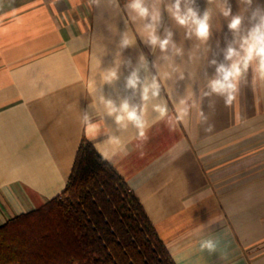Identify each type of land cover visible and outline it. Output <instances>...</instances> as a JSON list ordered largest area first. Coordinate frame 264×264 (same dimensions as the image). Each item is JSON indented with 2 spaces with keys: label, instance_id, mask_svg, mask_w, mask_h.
Here are the masks:
<instances>
[{
  "label": "crops",
  "instance_id": "crops-1",
  "mask_svg": "<svg viewBox=\"0 0 264 264\" xmlns=\"http://www.w3.org/2000/svg\"><path fill=\"white\" fill-rule=\"evenodd\" d=\"M229 3L233 14L240 12L236 0ZM197 5L201 13L208 7L207 0ZM209 7L213 19L207 48L185 37L162 8L159 34L163 38L165 28L173 31L183 48L174 62L185 72V79L174 74L168 83L175 96L189 86L195 107L186 123L172 129L166 121L153 124L141 144L131 139L135 129L118 132L111 117L92 138L81 122L83 110L93 120L103 116V109L88 107L99 89L92 96L87 90L100 60L102 68L111 66L114 57L122 61L121 79L103 88L117 104L125 97L140 103L139 94L124 87V78L138 66L141 53L150 67L156 61L166 70L163 54L139 36L119 56L118 33L126 14L108 7L107 0L100 7L89 0H78L75 7L73 0H0V224L64 189L83 137L110 152L105 142L117 134L128 154L109 161L140 198L176 264H264V81L249 72L231 107L217 95L201 103L200 91L215 72L209 61L225 62L223 50L231 41L227 19L216 4ZM136 26L130 24V35ZM248 26L244 13L242 27ZM201 108L207 123L197 118ZM147 118H155L150 105ZM208 124L214 125L210 133L204 130ZM209 238L217 241L213 253L199 248Z\"/></svg>",
  "mask_w": 264,
  "mask_h": 264
},
{
  "label": "clouds",
  "instance_id": "clouds-1",
  "mask_svg": "<svg viewBox=\"0 0 264 264\" xmlns=\"http://www.w3.org/2000/svg\"><path fill=\"white\" fill-rule=\"evenodd\" d=\"M240 7V12L233 14L229 0H207L208 7L201 13L197 5V0H126L121 5L120 0H107V6L121 9L126 17L123 18L124 29L120 31L117 41L119 56L124 49L134 47L137 43V36L145 45H150L153 50L156 48L163 54L161 60L166 65V70L161 71L156 61L150 62L141 53L138 57V66L124 78V87L138 93L139 104H132L125 97L119 103L104 94V85L115 86L121 79L120 67L122 61H117L114 57L113 64L107 68L101 67V60L97 67L99 71L89 80L87 90L89 96L99 89L100 95L95 97L88 105L89 108L97 112L103 109V116L100 121L93 120L87 110L82 111V124L90 138L101 132V123L105 122V117H111L118 132L127 131L129 126L135 129V135L131 138L141 144L147 140V130L155 123L166 121L170 129L177 123H186L195 107L193 93L186 85L184 94L175 96L169 81L173 75L177 80L185 79V72L179 69L174 62V57L183 55V48L174 41L173 31L165 28L166 35L161 37L159 27L162 25V8L167 12L175 26L184 30V36L196 40L205 45L212 35L213 13L209 7L216 4L219 15L227 19V28L231 33V41L227 43L223 50V60L218 62L211 59L210 64L215 66V72L207 79L206 89L200 91V100L217 95L223 98L226 107H231L236 101L242 78L251 72L254 79L264 81V4L258 0H236ZM78 0H73V7ZM255 4V6H253ZM90 6L100 7L101 0H89ZM244 13H248L249 26L242 27ZM140 21V25H137ZM130 24L135 27V34L130 35ZM171 49V54H169ZM191 59V57H189ZM155 68V74H150V69ZM145 73L141 76V71ZM98 76V79H97ZM188 78L191 79L190 74ZM149 105L155 118L149 121ZM170 105L174 110V116L170 115ZM211 106V105H210ZM197 118L202 123H207L208 116L203 108L197 112ZM213 124H208L205 132H212ZM106 145L111 150H100L102 158L110 160L116 155H127L126 146L120 135L112 134L107 137ZM139 146V145H138ZM217 241L214 239H204L200 242L201 251L213 253L217 250Z\"/></svg>",
  "mask_w": 264,
  "mask_h": 264
},
{
  "label": "trees",
  "instance_id": "trees-1",
  "mask_svg": "<svg viewBox=\"0 0 264 264\" xmlns=\"http://www.w3.org/2000/svg\"><path fill=\"white\" fill-rule=\"evenodd\" d=\"M0 264H176L124 176L80 141L64 189L0 224Z\"/></svg>",
  "mask_w": 264,
  "mask_h": 264
}]
</instances>
